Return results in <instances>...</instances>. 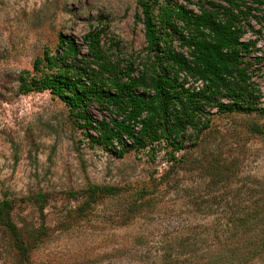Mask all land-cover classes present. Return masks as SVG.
Masks as SVG:
<instances>
[{
	"label": "rangeland",
	"instance_id": "obj_1",
	"mask_svg": "<svg viewBox=\"0 0 264 264\" xmlns=\"http://www.w3.org/2000/svg\"><path fill=\"white\" fill-rule=\"evenodd\" d=\"M174 1L194 12L203 2L220 3ZM249 1L255 10L243 39L256 43L246 59L264 110V0ZM138 12L136 0H0V200L11 201L12 219L25 239L37 228L44 231L24 261L0 226V264H204L202 248L212 245L226 207H208L210 196L264 192V137L251 132L252 125L264 126V115L257 112L212 114L196 145L188 140L175 154L184 155L183 163L171 168L163 143L118 156L89 140L48 91H19L20 71L31 72L44 51L55 52L60 36L74 39L85 53V34L100 25L111 53L116 54V43L121 57L142 63ZM89 111L97 120L108 116L97 108ZM207 161L230 164L234 174L227 182L217 180L202 169ZM167 171L148 205L130 215L133 194ZM88 185L123 191L80 213L77 193ZM182 242L201 245L195 258L182 250L177 261L162 260L163 246Z\"/></svg>",
	"mask_w": 264,
	"mask_h": 264
},
{
	"label": "trees",
	"instance_id": "obj_2",
	"mask_svg": "<svg viewBox=\"0 0 264 264\" xmlns=\"http://www.w3.org/2000/svg\"><path fill=\"white\" fill-rule=\"evenodd\" d=\"M217 1L220 3L203 2L194 12L174 0H136V19L143 26L145 43L142 63L135 57H121L116 43V54L111 53L113 47L104 40L100 25L85 34V53L74 39L60 36L55 52L44 51L33 61L31 72L20 71L18 89L22 94L48 91L63 102L89 140L112 148L118 156L126 149H152L163 143L169 148L171 168H175L184 159L183 154L178 158L175 154L186 149L188 140L196 145L212 114L264 115L246 59L255 52L256 43L243 39L245 27L252 29L248 18L255 8L249 0ZM180 73L201 80L202 87H185ZM93 108L108 116L94 119L89 111ZM89 130L96 136L88 134ZM251 130L264 137V126L252 125ZM202 169L225 182L234 174L230 164L207 161ZM167 174L170 171L160 176L161 182H152L133 194L126 209L130 215L148 205ZM122 191L115 186L88 185L77 193L78 211L86 213L103 198ZM222 203L226 207L220 212L221 225L218 231L214 229L212 245L202 248L204 264H264V192L247 197L213 194L207 206ZM0 226L24 261L44 236L43 229L37 228L25 239L12 219V203L7 199L0 200ZM186 244L189 242L163 246L162 260L175 262L181 255L177 251L182 250V255L195 258L201 245Z\"/></svg>",
	"mask_w": 264,
	"mask_h": 264
},
{
	"label": "built area",
	"instance_id": "obj_3",
	"mask_svg": "<svg viewBox=\"0 0 264 264\" xmlns=\"http://www.w3.org/2000/svg\"><path fill=\"white\" fill-rule=\"evenodd\" d=\"M174 44H176V43H174ZM179 79L183 80L185 82V84H184L185 87H194L196 90H198L203 85V82L201 80H195V79L189 77L188 75H186L185 73H180ZM135 129L137 130L138 126ZM123 140L128 144L130 143V141L125 137H123ZM114 148L118 150L119 145L117 143H114Z\"/></svg>",
	"mask_w": 264,
	"mask_h": 264
}]
</instances>
